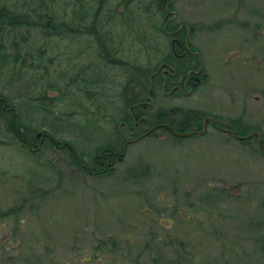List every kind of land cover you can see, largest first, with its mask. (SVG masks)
<instances>
[{"label": "rangeland", "instance_id": "374dc122", "mask_svg": "<svg viewBox=\"0 0 264 264\" xmlns=\"http://www.w3.org/2000/svg\"><path fill=\"white\" fill-rule=\"evenodd\" d=\"M171 5L167 6L166 31L171 35L179 31L185 36L188 46L184 43L185 51L177 55L195 67L179 75L172 65L162 64L158 77L129 83L134 86L130 96H138L146 108L135 122L138 129L134 135L132 125L124 127L117 118L118 138L125 148L119 163L107 164L111 170L106 174H81L71 166L66 150L45 145L41 130L36 135L40 139L36 148L22 147L29 158L17 151L5 157L12 168L28 167L31 160H37L54 169L48 183L40 181L43 191H49L41 210L25 217V229L19 234L9 235L17 239L14 245L22 248L23 262L18 264L30 263L32 256L40 262L44 254L54 256L53 264H82L81 259L90 252L89 240L99 231L116 237L133 236L138 242L141 240L135 234L148 232L142 221L153 217L159 220L156 215L173 222L180 220L179 215L207 220L203 231L217 239L222 249L218 258L230 264H264V243L254 245L251 242L256 235H244L241 230L244 223H264V153L259 140H237L211 122L204 135L179 138L155 130L141 138L149 130L148 116L162 109L208 115L201 121L199 132L204 131L207 118L219 120L226 127L234 118H241L259 131L252 133L264 134V0H174ZM144 24L153 35L152 21ZM134 39L123 45L133 44ZM133 53L143 59L137 49L133 48ZM189 53H198L199 66L195 65L197 60L187 56ZM117 80L119 87L127 83L121 76ZM3 86L0 81V90ZM23 86L10 84L5 93L14 96L24 91ZM115 90L111 95L118 94ZM62 106L59 104L58 110ZM83 122L73 129L83 139H93L97 146L113 134L111 125ZM223 126L219 127L227 129ZM89 146L92 150L94 145ZM116 146L120 147L114 143ZM142 160L150 166V172L139 179L130 169ZM202 194L209 197L202 198ZM148 203L158 210L143 216ZM260 231L264 232V225Z\"/></svg>", "mask_w": 264, "mask_h": 264}, {"label": "trees", "instance_id": "16d2710c", "mask_svg": "<svg viewBox=\"0 0 264 264\" xmlns=\"http://www.w3.org/2000/svg\"><path fill=\"white\" fill-rule=\"evenodd\" d=\"M173 1L0 0V81L4 83L0 90V120L4 126L0 128V264L23 262L22 248L15 246L17 239L9 235L19 234L25 229L22 226L25 217L41 210L49 191H43L40 181L48 183L54 173L51 164L40 165L37 160H31L28 167L12 168L5 163V157L14 151L28 157L24 148L38 146L40 139L36 135L41 130L45 145L59 148L65 144L61 149L68 152L71 166L79 173L102 174L108 160L119 162L125 154L123 146L117 142V118L133 126L143 116L140 111L146 108L142 99L130 96L134 86L129 83L140 84L142 79L148 80L162 64L172 65L179 75L195 67L177 55L185 51V36L177 33L174 37L178 42L166 31L165 17ZM149 21H152L153 35L147 32L149 28L144 24ZM167 30H171L170 26ZM133 39V44L123 45ZM133 48L142 54V60L133 53ZM187 56H192L197 60L195 65H200L197 55L189 53ZM119 76L127 79V83L122 82V87L118 86ZM158 76L157 73L155 77ZM16 83L23 84L24 91L8 96L5 90ZM114 89L118 94L111 95ZM53 93L56 96H51ZM118 100L127 101V104L121 108L117 105ZM59 104L63 108L58 110ZM132 106L135 107L130 111ZM176 113L163 109L153 112L147 118L148 131L160 125H167L177 133L198 131L201 121L208 116L192 110ZM82 121L111 125L113 134L97 146L93 139H83L75 132ZM218 121L215 120V124L223 126ZM57 122L62 125L58 127ZM231 123L230 127H223L238 136L258 131L241 118H234ZM159 130L175 137L165 126ZM260 135L264 141V134ZM114 143L120 147H113ZM8 145L15 149L8 150ZM89 145H94L92 150ZM86 156L89 163L84 160ZM130 171L132 176L142 179L150 172V166L142 160ZM154 194L158 197L157 192ZM205 196L209 197L202 194V198ZM193 204L189 205L192 207ZM157 210L148 203L142 213L149 216ZM156 217L159 220L153 217L146 223L142 221L148 232H143V236L136 233L141 240L138 242L133 236L120 234L123 235L121 238L99 231L98 236L89 240L90 252L80 262L230 264L218 258L222 249L218 248L215 236L212 234L211 238L203 231L207 220L190 216L185 219L179 215L180 220L173 222L170 218ZM251 222L242 224L244 235L252 232L256 237L251 243H264V232L260 231L264 223ZM43 257L39 262L32 260V256L31 262L27 263L55 262L52 254Z\"/></svg>", "mask_w": 264, "mask_h": 264}, {"label": "water", "instance_id": "95a60500", "mask_svg": "<svg viewBox=\"0 0 264 264\" xmlns=\"http://www.w3.org/2000/svg\"><path fill=\"white\" fill-rule=\"evenodd\" d=\"M208 122H211L212 125H214L215 128H217L218 130L223 131V132H226V133H230L234 138H236L237 140H240V141L249 140V139H251L253 137H257L259 139V141H260V146H261V148H262V150L264 152V143H263V141H262V139L260 137V134H258V133H252V134H250L248 136H238L233 131H231L229 129H223V128H220L219 126L215 125L213 123V120L211 118H207L205 120V129H204L203 132H190V133H186V134H179V133H175L173 131L172 132H173V134H175L176 136L181 137V138H188V137L196 136V135H204L205 132H206V127L208 125ZM149 133L150 132H148L145 136H147Z\"/></svg>", "mask_w": 264, "mask_h": 264}, {"label": "bare ground", "instance_id": "6f19581e", "mask_svg": "<svg viewBox=\"0 0 264 264\" xmlns=\"http://www.w3.org/2000/svg\"><path fill=\"white\" fill-rule=\"evenodd\" d=\"M177 33H179V31L178 32H176V34ZM169 34V33H168ZM176 34L175 35H171V34H169V35H171V36H176ZM185 46H188L187 45V43H185ZM166 67H167V65H166ZM172 70H174L173 68H171ZM158 73V72H157ZM156 73V74H157ZM156 74H154L152 77H155V75ZM117 103H119V104H117L118 106L120 105V107L122 108L123 107V104L125 105V104H127V101H124V100H118L117 101ZM142 105H144L143 103H142ZM136 106V105H135ZM135 106H132V107H130V111L135 107ZM120 123H121V125H123L124 127H127V126H129V124H127L125 121H120ZM134 125V124H133ZM162 126H165L166 128H168L169 130H171V132L173 131V129L172 128H170L169 126H167V125H160V126H156V127H154L153 129H151L150 130V133H153L155 130H159L160 129V127H162ZM174 132V131H173ZM172 132V133H173ZM149 133V134H150ZM175 133H177V132H175ZM179 134H184V133H179ZM117 142L118 143H120L121 144V142L119 141V140H117ZM130 143V142H129ZM122 145V144H121ZM59 148H62V147H65V144H63V145H59L58 146ZM124 148V147H123ZM90 152V151H89ZM124 152H125V148H124ZM69 156V155H68ZM123 156H124V153H123ZM84 160H85V162L86 163H89V158L86 156L85 158H84ZM113 162H117L116 160H108L107 161V163H105L104 164V172L102 173V174H106L107 172H109L110 170H111V167H109V168H107L106 166H107V164H109L110 165V163L112 164ZM117 163H119V162H117ZM73 167V166H72ZM74 168V167H73ZM75 169V168H74ZM110 169V170H109ZM75 170H77V169H75Z\"/></svg>", "mask_w": 264, "mask_h": 264}, {"label": "flooded vegetation", "instance_id": "af4514ba", "mask_svg": "<svg viewBox=\"0 0 264 264\" xmlns=\"http://www.w3.org/2000/svg\"><path fill=\"white\" fill-rule=\"evenodd\" d=\"M189 83L190 82H188L187 84H185V85H189ZM186 87V86H185ZM137 129H138V126H137V124L136 123H134V125L132 126V130H133V134L132 135H134V134H136V131H137Z\"/></svg>", "mask_w": 264, "mask_h": 264}]
</instances>
